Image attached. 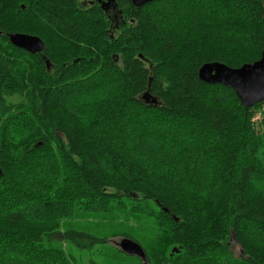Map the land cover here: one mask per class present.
Returning a JSON list of instances; mask_svg holds the SVG:
<instances>
[{
    "label": "trees",
    "instance_id": "trees-1",
    "mask_svg": "<svg viewBox=\"0 0 264 264\" xmlns=\"http://www.w3.org/2000/svg\"><path fill=\"white\" fill-rule=\"evenodd\" d=\"M84 1L0 0V264H72L44 241L122 199L148 264H264V101L198 78L260 59L264 0Z\"/></svg>",
    "mask_w": 264,
    "mask_h": 264
},
{
    "label": "rangeland",
    "instance_id": "rangeland-1",
    "mask_svg": "<svg viewBox=\"0 0 264 264\" xmlns=\"http://www.w3.org/2000/svg\"><path fill=\"white\" fill-rule=\"evenodd\" d=\"M143 143L145 142L141 144ZM143 146L141 145V147ZM142 151L148 154L151 153L149 150L142 149ZM150 159L154 158L150 156ZM118 202L112 201L108 209L103 212H90L75 208L73 214L67 220L61 222V232L66 228H73L82 236H74L65 241L58 240L56 243L45 240L44 243L63 247L72 264H148L146 258L142 260L137 256L127 255L120 249V241L125 237L114 236V234L121 233L127 227L143 228L145 221L130 213L127 200L122 199L121 204ZM130 235L139 238L141 236L132 232ZM104 236L108 237L105 241H103ZM56 238L61 239V236L59 235ZM77 242H80L84 247ZM231 251L235 257L240 254V249L236 244L231 246Z\"/></svg>",
    "mask_w": 264,
    "mask_h": 264
},
{
    "label": "water",
    "instance_id": "water-1",
    "mask_svg": "<svg viewBox=\"0 0 264 264\" xmlns=\"http://www.w3.org/2000/svg\"><path fill=\"white\" fill-rule=\"evenodd\" d=\"M152 1L155 0H130L131 4L137 7ZM102 6L114 8L115 0H107ZM8 39L13 47L31 55L40 54L44 50V43L37 36L12 33L8 35ZM46 65L48 67L47 61ZM198 78L206 84H219L232 89L244 107H252L264 101V51L258 61L243 64L239 68H230L219 62L205 63L198 71ZM142 100L148 105L157 104V100L150 96L148 91L144 93ZM119 245L125 254L145 260L146 255L138 243L123 238Z\"/></svg>",
    "mask_w": 264,
    "mask_h": 264
},
{
    "label": "flooded vegetation",
    "instance_id": "flooded-vegetation-1",
    "mask_svg": "<svg viewBox=\"0 0 264 264\" xmlns=\"http://www.w3.org/2000/svg\"><path fill=\"white\" fill-rule=\"evenodd\" d=\"M94 4H95V2H93L91 0H86L84 2H81L79 4V6L83 9H88V8L92 7ZM105 10H107L108 12H111V11H113V8L109 6V7H106Z\"/></svg>",
    "mask_w": 264,
    "mask_h": 264
},
{
    "label": "built area",
    "instance_id": "built-area-1",
    "mask_svg": "<svg viewBox=\"0 0 264 264\" xmlns=\"http://www.w3.org/2000/svg\"><path fill=\"white\" fill-rule=\"evenodd\" d=\"M259 117L257 116L254 120H257Z\"/></svg>",
    "mask_w": 264,
    "mask_h": 264
}]
</instances>
